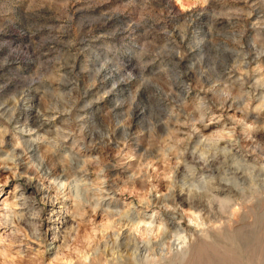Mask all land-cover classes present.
Wrapping results in <instances>:
<instances>
[{"label": "rangeland", "instance_id": "374dc122", "mask_svg": "<svg viewBox=\"0 0 264 264\" xmlns=\"http://www.w3.org/2000/svg\"><path fill=\"white\" fill-rule=\"evenodd\" d=\"M17 263L264 264V0H0V264Z\"/></svg>", "mask_w": 264, "mask_h": 264}, {"label": "bare ground", "instance_id": "6f19581e", "mask_svg": "<svg viewBox=\"0 0 264 264\" xmlns=\"http://www.w3.org/2000/svg\"><path fill=\"white\" fill-rule=\"evenodd\" d=\"M228 99H226L225 101V103H228L229 101H227ZM232 105V104H231ZM24 121L25 122H28L30 125H32V126H36V128L38 129V131H40L41 129H44V127H45V125H46V123L44 122V121H41V119H40V116H39V114L38 113H36L35 111H31L30 113H26V115H25V119H24ZM21 122V120H17L16 121V123H20ZM35 129V128H34ZM25 137H24V135L23 136H21L20 137V139H24ZM43 140V139H42ZM44 141H37V147L36 148H33V150H30L31 152H33V151H35V150H37L38 148H40L41 146H42V143H43ZM1 143H2V141H1ZM28 150V149H27ZM18 160L19 161H21L22 159L21 158H18ZM198 161H200V160H198ZM195 162H197V160L195 161ZM208 162V161H207ZM209 164V163H208ZM194 168V167H193ZM56 169V168H55ZM85 171V170H84ZM230 171H232V170H230ZM236 172V174H239V172H238V170H236L235 171ZM49 177H54V179L56 180L57 178H64V180L63 179H61L60 180V183L58 184L59 186H58V190H60V191H62V190H64L65 192L67 191V189H68V186H69V183H68V181H67V179H68V175L66 174V170H65V168H61V169H57V170H53V171H51L50 173H49ZM235 182H232V183H228V182H224V184H222V183H220L219 185H218V187H215V186H213L212 187V191L213 192H215L216 194V196L217 195H221V194H224V193H232V192H236V189L233 187V185L232 186H230L231 184H234ZM86 184V183H85ZM135 184H137V185H140L141 184V182H136L135 181ZM134 183H132L131 184V186L132 187H134V188H136V186H134L135 185ZM240 184V183H239ZM141 185H143V184H141ZM115 186H117L118 187V185H115ZM235 186V185H234ZM140 187V186H139ZM87 190H89V187L87 186L86 187V191ZM174 194L175 193H172L171 194V197H168V198H155V200L154 201H156L154 204H156V205H158V204H160L161 203V206H162V204L165 202V204H163L164 206H162V208H160L161 209V211L163 212V214L166 216V223H165V227L168 229H171L172 227H174L175 225H176V219H178L179 220V218H181L182 219V215H181V213H180V209L179 208H177L176 207V205L174 204V203H172L173 201H174V199H173V196H174ZM179 195L180 194H176L175 196H174V198H179ZM218 197V196H217ZM196 199V198H195ZM186 200H188V199H186ZM192 200V199H191ZM198 200H200V199H198ZM198 200H196V201H198ZM163 201V202H162ZM169 202L168 204H166V202ZM183 201V198H182V200H181V202ZM220 202H222V201H224V200H219ZM228 201V203H230L231 201L230 200H227ZM44 202H45V204H48V205H53V203H52V201L50 202V201H47L46 199H44ZM179 202H180V200H179ZM202 201H198V202H195V204L196 203H201ZM238 203H240V202H238ZM234 204H237V203H234ZM200 207H203V206H200ZM172 208V209H171ZM177 209V210H176ZM60 212V211H59ZM111 215H113V214H111ZM57 216H59V214H57ZM39 218H41V215H39ZM60 218H61V216H60ZM193 220H195V219H193ZM192 220V221H193ZM191 221V220H190ZM198 221V220H197ZM8 222L9 221H5V223L6 224H8ZM64 222H67V221H65L64 220ZM10 224V223H9ZM135 224V226H138V227H140V222H133V224L132 225H134ZM197 224H199V223H197ZM201 224H203V223H201ZM43 225V224H42ZM124 225V224H123ZM128 225V224H127ZM135 228V227H134ZM52 229V228H51ZM160 229V227L158 228V230ZM139 230V229H138ZM147 230H149L147 227H140V233H142V231H143V233H145V232H147ZM53 233L55 234V237L57 238V237H59V235H58V232L57 231H55V229L53 228ZM24 231L22 230V229H20V228H18V230L17 231H15L14 232V235H16V236H18L17 238H18V241L20 242V243H22V242H24L25 240H27V239H35V240H37L38 242H39V244H42L43 243V240H42V232H41V230L40 229H36L35 230V232L34 233H31V234H29L28 232L27 233H23ZM11 233V232H10ZM20 233H22V235L20 234ZM12 235V234H11ZM123 235H124V232H123ZM129 235V234H128ZM141 236V235H140ZM124 238H126V232H125V237H123V239ZM134 239V238H133ZM136 239H138V238H136ZM141 241V240H140ZM123 242H125V240L123 241ZM127 243V242H126ZM48 246H52V244H50V245H48ZM53 248V247H52ZM126 248H128V244H127V246H126ZM127 251H128V249H127ZM118 255V254H117ZM84 257V259L86 260L87 258H89L90 257V255H89V253H84V254H82V258ZM17 264H19V263H17ZM21 264V263H20Z\"/></svg>", "mask_w": 264, "mask_h": 264}]
</instances>
